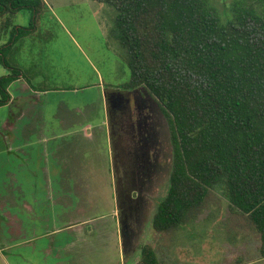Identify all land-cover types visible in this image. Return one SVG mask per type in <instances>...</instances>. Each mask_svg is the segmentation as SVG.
Listing matches in <instances>:
<instances>
[{
  "label": "trees",
  "instance_id": "1",
  "mask_svg": "<svg viewBox=\"0 0 264 264\" xmlns=\"http://www.w3.org/2000/svg\"><path fill=\"white\" fill-rule=\"evenodd\" d=\"M116 10L113 36L126 51L127 91L143 89L168 124L169 188L153 228L178 232L217 190L260 237L264 258V0H237L223 19L213 0H91ZM44 0H0V17L30 10L32 26L13 27L9 49L36 27ZM1 34V32H0ZM0 55L3 51L0 50ZM0 78V108L19 69ZM137 264H162L153 245Z\"/></svg>",
  "mask_w": 264,
  "mask_h": 264
},
{
  "label": "rangeland",
  "instance_id": "2",
  "mask_svg": "<svg viewBox=\"0 0 264 264\" xmlns=\"http://www.w3.org/2000/svg\"><path fill=\"white\" fill-rule=\"evenodd\" d=\"M236 1L213 0L223 19L232 16L231 8ZM45 2L47 6L38 14L35 29L9 49L3 48L10 43L12 30L1 31L3 24L10 21L12 28L31 27L33 13L28 10L13 17H0V50L3 51L0 57L21 70L34 87L47 90L45 99L53 106L59 102L91 106V123L98 135L91 198L100 203L92 216H105L96 227H91V264H131V260L125 262V247L139 256L141 248L149 244L155 247L162 264H264L259 235L232 211L220 190L178 232H155L153 219L169 188L172 152L166 158L160 157L163 166L143 191L145 199L154 200L149 202L145 213L140 202L130 201L122 191L124 173L137 165L135 156L133 160L128 156L126 164L120 162L122 142L127 150L134 149L124 132L141 133L147 123L145 111L138 110L135 96L130 101L125 98L124 87L131 79V70L126 51L112 34L116 10L91 0ZM9 74L11 71L0 64V78ZM135 95L142 99L140 94ZM17 112L13 107L0 108V133L6 131L4 122L10 120L12 124L9 116ZM6 152V142L0 135V195L5 191V183L8 184L10 170ZM21 179L24 180L22 175ZM130 192L138 193V190ZM3 218L0 215V235L6 234ZM66 234L47 239L38 237L31 244L25 239L9 244L6 234L0 237V264H55L57 254L52 247H57ZM139 259L140 256L133 262Z\"/></svg>",
  "mask_w": 264,
  "mask_h": 264
},
{
  "label": "flooded vegetation",
  "instance_id": "3",
  "mask_svg": "<svg viewBox=\"0 0 264 264\" xmlns=\"http://www.w3.org/2000/svg\"><path fill=\"white\" fill-rule=\"evenodd\" d=\"M136 93L140 94L142 99H138L135 95ZM134 96L136 98V103L140 106L137 107L138 110L141 108L145 111L144 120L147 126L144 127L141 133L136 131L131 133V130L130 132L128 131L127 134L124 132V135L128 137L129 140H131L130 142L134 145V149L132 152L130 150L131 147L127 150L122 145V142L120 162L126 164L128 156H135L137 165H133L130 171L124 173L122 191L130 198V201L134 200L140 202L142 204L140 208L144 209L146 213L150 204L149 202L152 201V199H145L142 195L143 191L145 188H148L147 185L153 183L152 178L154 174H156L155 172L160 170V167L163 166V162L159 160L160 157L163 156L166 158L167 155L170 154V150L172 152V148L168 124L158 105L143 89L126 91V100L130 101ZM10 103L11 98L9 103L3 107H9L10 109L13 107L18 110V112L16 114L12 113V117L9 116V119L13 120V123L10 124V120L6 123L4 122L6 131L0 133L3 140L6 142V156L8 168L10 169L7 172L8 184L5 183V191L0 195V215L2 218L4 217L2 226L6 230L8 243L12 244L15 243V241L17 242V240L20 241L25 239L30 232L34 234L45 233L49 227L55 224L53 216L59 204H62L65 210L63 213V221L72 223L77 217L75 211L77 206L75 201L79 199L80 202H82L80 208L88 206L86 202H91L93 186L91 185L90 167L81 165L71 166L72 163H70V159L67 161V152L64 154V165L61 172L48 171L47 168L36 167L34 165L26 168L28 171L23 170L24 161L30 162L31 164L36 162L37 159H41L39 156H36L38 150H44L48 159H50L49 155L54 153L55 142L50 141L45 147L42 146L40 148L38 144L34 142V144L30 141L24 143L23 141L17 142L14 139H9V132H16L18 128H23V118L25 115L30 116L29 113L31 111L30 108L24 105ZM49 103L48 100L44 106L43 117L45 118L46 115L48 119H51L57 114L58 104L53 106L51 102L50 106L53 107L50 112ZM83 106H86V103L81 107H71L67 104V108H60V111H65L63 112L65 116L70 117L73 109L82 108ZM60 113L58 112V115ZM6 124H8V126H6ZM44 127L47 128V132H51L47 124L44 125ZM18 143H21L23 146L20 150L16 149V151H19L18 153L23 154L25 157L21 155L13 159L9 151ZM64 143L66 146H69L70 142L65 141ZM24 144L27 146L25 147ZM133 157L131 160H133ZM55 158L56 154L53 155V160H55ZM167 162L169 164L168 158ZM21 175L24 179L23 181ZM143 175H146L144 179ZM131 190H138V193L133 192L131 194ZM5 235L1 234L0 237Z\"/></svg>",
  "mask_w": 264,
  "mask_h": 264
},
{
  "label": "crops",
  "instance_id": "4",
  "mask_svg": "<svg viewBox=\"0 0 264 264\" xmlns=\"http://www.w3.org/2000/svg\"><path fill=\"white\" fill-rule=\"evenodd\" d=\"M9 92L11 95L10 104L24 105L30 108L31 111L29 113L30 116L25 115L23 118V128H18L16 132H9L8 138L14 139L17 142H34L38 144L40 148L42 146L45 147L50 141L55 142L54 153L49 155L50 159H48L44 150H38L36 156H39L41 159H37L36 162L31 164L30 162L24 161L23 170L34 165L36 167L47 168L48 171L61 172L64 165V154L67 152V161L70 159V163H72L71 166H87L90 167L91 172H95L94 166L97 157L95 151L97 148L96 142L98 141V135L95 126L91 123V106L89 104H86V106L82 108L73 109L71 116L67 117L65 113H63L65 111H60V108H67V104L59 102L57 105V114L55 117L48 119L46 115L45 118L43 117L44 106L46 102H48V100L45 99L46 95H48L47 90L36 88L31 83L27 82L24 77H20L10 87ZM58 112L61 113L58 115ZM46 124L51 129V132H47V128L44 127ZM65 141L70 142L69 146H66L64 143ZM22 146L21 143L15 144L9 151L13 159H16V156L19 157L23 155L18 153L19 151H16V149L20 150ZM24 146L26 147L27 145L24 144ZM55 154L56 158L53 160V155ZM75 202L77 206L75 209L77 217L72 223L63 221V213L65 210L64 206L59 204L53 216L55 224L49 227L45 233L34 234L30 232L28 237L25 238V240L31 244L34 242L36 243L39 239L38 237L47 239L67 233L66 236L63 237L64 240L57 243V247H52L57 254L55 264H91V230H93L91 227H96L105 216H101V218L92 216L94 215L92 212L100 208V203L96 202L95 199L91 198V202L87 201L86 203L88 206L84 208H80L82 202H80L79 199ZM127 247L128 246L125 247L126 251L124 252L125 262L131 260V264H137L140 259L136 262H133V259L138 258L140 255L138 256L136 252L133 253L128 251ZM43 251H46L45 253L50 252L49 249H43ZM135 254H137V256ZM157 256L159 258L158 253ZM159 261L161 262L160 258ZM104 264L110 263L106 262Z\"/></svg>",
  "mask_w": 264,
  "mask_h": 264
}]
</instances>
